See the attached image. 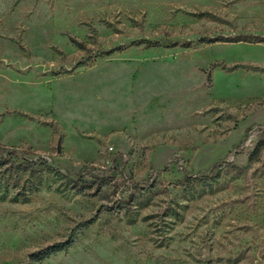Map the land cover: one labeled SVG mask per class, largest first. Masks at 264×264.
<instances>
[{"label": "rangeland", "instance_id": "rangeland-1", "mask_svg": "<svg viewBox=\"0 0 264 264\" xmlns=\"http://www.w3.org/2000/svg\"><path fill=\"white\" fill-rule=\"evenodd\" d=\"M237 36L264 0H0V154L47 163L0 200V264H264V41Z\"/></svg>", "mask_w": 264, "mask_h": 264}, {"label": "trees", "instance_id": "trees-1", "mask_svg": "<svg viewBox=\"0 0 264 264\" xmlns=\"http://www.w3.org/2000/svg\"><path fill=\"white\" fill-rule=\"evenodd\" d=\"M222 41L227 42H236V41H245L250 43H256V42H262L264 41V38L259 36H237L234 38H221ZM204 41V40H201ZM219 66L221 69L225 71H231L234 69H237L239 67H248L244 66L242 64H234L230 67H227L223 63H214L212 64V67ZM207 74V80H211V72L210 70H206ZM51 127L53 129L54 133L59 134V130L56 125L51 124ZM59 139H61V135H59ZM3 146L0 145V150H3ZM257 148V147H255ZM47 165L44 158H28L26 156L22 157L20 162L17 163L14 160L13 152L12 151H6L5 154H0V200L6 199L9 189H16L13 195H11L8 199L13 202L19 201V197L22 195L21 201H26V191H33L34 189H37L36 186L33 184L32 180H30L31 176L34 173V168L37 167H45ZM214 164L208 169V171L204 173H190V172H184L182 181H181V187L182 190H186L188 186L195 182H205L208 177V172L214 168ZM88 173V172H86ZM27 176H26V175ZM91 180L88 183L83 182L82 179H79V182L76 181L75 183H79L80 185H84L85 187H90L92 185L93 181H100L103 180L104 183H107V180L103 178V176L99 175H90ZM33 185L35 188H33ZM61 250L60 247H55L47 250L46 252L41 253L38 258L47 257L51 253H55L57 251Z\"/></svg>", "mask_w": 264, "mask_h": 264}]
</instances>
